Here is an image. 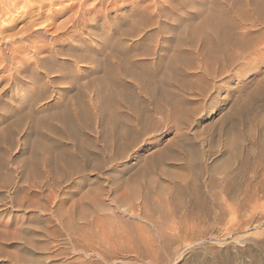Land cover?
<instances>
[{
  "label": "rangeland",
  "instance_id": "obj_1",
  "mask_svg": "<svg viewBox=\"0 0 264 264\" xmlns=\"http://www.w3.org/2000/svg\"><path fill=\"white\" fill-rule=\"evenodd\" d=\"M24 1L16 15L32 4ZM76 1L46 0L42 23L51 13L48 22L62 27L79 9L82 0ZM86 1V7L97 3ZM124 1L105 4L111 9L104 18L111 24L126 29L137 9L150 18L148 1L138 6ZM40 25L32 37L0 40V264H264V62L212 77L193 65L179 67V73L176 68L172 102L165 107L163 100L142 97L128 78L129 71L144 75L147 69L146 74L156 71L148 79L160 80L163 70L156 63L162 59L153 53L164 25L149 24L146 35L123 41L113 29L103 34L106 39L102 35L105 42L87 36L84 50L100 60L94 67L84 62L63 67L64 56L50 57L53 46L72 45L68 35L54 37L61 27ZM174 32L166 34L173 41L181 36ZM32 40L47 44L39 56L50 57L42 60L50 59V66L55 60L54 74L34 63ZM62 71L73 84L49 82ZM37 97L41 102L32 103ZM56 111L62 112L55 118Z\"/></svg>",
  "mask_w": 264,
  "mask_h": 264
},
{
  "label": "bare ground",
  "instance_id": "obj_2",
  "mask_svg": "<svg viewBox=\"0 0 264 264\" xmlns=\"http://www.w3.org/2000/svg\"><path fill=\"white\" fill-rule=\"evenodd\" d=\"M6 1H8V0H6ZM20 1H22V0H11L10 2L8 1V2L5 3V0H0V40L1 39L5 40V43L6 42L7 43L8 42L11 43L13 41L11 39H9L10 41H8L6 39L7 36H8L7 38H10V36L21 34L20 35L21 39L23 38V35H25L26 37H32L33 34L38 31V27L37 26L40 25V24H41L40 27L46 28V30H48V29L50 30L51 28L54 29L56 27L55 23L48 22L49 20H51V21L53 20L52 18H53L54 15L53 14H52L53 16L50 15L51 13L48 14V16H45V18H44L45 19L44 22L45 23L48 22V23L47 24H44V22L42 23V19L41 18L44 17L43 16V13H44L43 11L44 10H42V9L45 8L46 7V3H48V2H46V0H34V1L30 0L32 2V4H29V3L26 4L27 3L26 2L25 3L26 5L24 6V10L25 11L22 10L23 13L21 11L20 15H16L15 13H16V10H18L17 8L18 7L20 8V6H21V5L19 6V3H21ZM26 1H28V0H26ZM53 1L55 3H56V1L60 3V0L59 1L58 0H52V2H50V4L54 3ZM77 1H80V0H77ZM85 1L86 0H82V2L79 3V7H78L79 9L77 10V12L74 13V14H70L69 17L67 18V20L62 25V27L61 26H57L56 27L58 31H62L61 29H59V27H61L63 29V31L58 33L57 35L54 33L55 34L54 37L56 36L57 38H58L59 35H63V34L68 35V38H67L68 45H72V46L68 47V48H64V46H62L61 49H60V47L59 48L57 47L58 50L55 49V47L53 46L51 48L52 52H51V54L49 56L52 57V55H55V53L58 54L59 56L60 55L64 56V58H62L63 60L61 59V63H62L61 65H63V67L65 65L66 66L70 65V63H72V62L73 63L74 62H76V63L84 62L85 64H92L93 67H94L97 64L99 65L98 61H100V60L98 59V61H97V58L95 59L94 56H91V55H89V53H87L88 52L87 50L89 48L88 49L86 48L87 52L84 50V46L87 44L86 43L87 36H94L93 38L100 37L102 42H105L104 41L105 37H104L103 34H106V33H108V31L113 29L116 32V34L118 35V37H120V38H116V39H118V40L121 39L123 41V38L130 37V36H135V38H136L137 35L142 34L143 31H145L147 29L149 31L150 30L149 27H148L149 24H152V25H157V24L164 25L163 28L161 27L162 28V32L158 35L160 37H158V36L156 37V41H155V45H154V51L155 52L153 53L155 55L154 59L157 58V56H158V58L160 57L162 59V60H160L161 61L160 65L158 64L159 62L156 63V67L160 66V67H162V69L161 68L160 69L163 70L162 72L160 70L161 75L159 73L160 80L159 79L158 80H154L155 78L148 79L149 76L147 77V75L149 74L151 77H153L155 75L154 73L156 71H153L154 72V73L152 72L153 74L150 73V71H148L149 73L147 72L148 74H146V70L147 69L145 70L144 75H141V73L132 74L131 71H129V73H128V78L129 77L131 78L130 81L132 82V84H136L137 87H139L138 91H140V94H142V97H143V94H144L148 98L149 101H152V103L154 101H156V100H157V102H158V100H160V101L163 100L162 102L165 103L163 106L166 105L167 107H169L168 105L172 102V99H171V102L168 103L169 100H170V97L172 95L171 94L172 93V91H171L172 79L175 78L173 76L176 75L175 71H174L176 68H178V70L176 69L177 70L176 73H179V70H180L179 67L182 68V70H183V69H185L183 67H187V69H188V67L189 68L190 67L193 68V66H194L195 68L199 69L201 71L202 75H205V77H207V76L208 77L209 76L212 77V76H216L218 74L219 75L220 74H228L229 75V74H231L232 70H234V68L237 67V65H239L238 66L239 70L240 69L243 70V68H246V66H248L250 63L252 64L253 62H255L257 60H258V62L259 61L264 62V0H131V2L134 3V6H138V4H137L138 2H147L148 1V3L145 4V6H146L145 8L146 9H150L151 16H150V18H146L145 15L142 14L144 12L137 11L138 7L137 8L135 7L137 9V10L135 9L136 11L133 12L131 10L133 12L132 18H131L132 19L131 23L128 20L129 17L127 16L128 19L125 22L129 21L128 24L127 23L126 24L127 25L130 24V25L128 27L125 25L126 29H122L124 27L122 21H124L123 19L125 17L122 20L120 19L123 26H121V23L116 25V23L114 22L115 25L111 24L110 23L111 21L109 22V19H111V18H109V19L104 18V16L107 15L109 13L110 9H111L105 4H108L107 1H109L108 5L115 6L114 3H115L116 0H107V1H105V0H97V3L94 6L91 5L92 7L91 6L88 7L89 4L86 7L85 6ZM118 1H121V0H118ZM128 1H130V0H128ZM94 2H91L90 4H92V3L94 4ZM123 2H125V1L123 0ZM87 3H89V1ZM68 5L66 6V8H71V7H73L74 4L73 5H69V6ZM75 5H77V4H75ZM47 6H48V4H47ZM50 7H51V5H50ZM112 8H115V7H112ZM36 9L38 10L37 14L33 15L32 13ZM73 9H74V7H73ZM131 9H132V7H131ZM146 9L143 8L142 10L145 11ZM118 10L119 9H117V11ZM122 10H121V12H122ZM131 13H129L130 17H131ZM126 14H127V12H126ZM108 16H110V15H108ZM171 16H173V17H171ZM156 17L161 18L162 20L161 19H160L161 21L160 20H156V19H158ZM27 18L29 20L26 21L22 25V27L19 28L18 31H15V32H12V33H7L8 31L12 30L15 27L16 22L18 20H23L24 21ZM163 18H165L166 20L170 19V21H172V22L170 23L169 20L167 22ZM39 19H41V20H39ZM101 19H103V20H101ZM94 20H98V21L101 20V21H99V26L91 24L92 22H94ZM4 22L7 23V25ZM117 22L119 23V21H117ZM42 24L44 26H42ZM118 25H120L121 28L118 27ZM159 29H157V30H159ZM177 29H178L179 33L181 34V36L175 35L177 38L175 37V41H173L174 37L172 38L171 35H166V34L170 33L171 30L173 31V33H175L174 30H177ZM58 31L54 30V32H58ZM154 31L155 30H153L152 32H154ZM152 32L149 33V36L154 35V33H152ZM110 33H111V31H110ZM145 33H147V32H145ZM102 35H103L104 38L102 37ZM142 35H146V34L143 33ZM82 36L86 37V38H83ZM61 37H63V36H61ZM144 37L146 38V36H144ZM63 38H65V37H63ZM130 38H132V37H130ZM139 38H141V37H139ZM60 39H62V38H60ZM37 41L38 40H36V41L32 40L31 41V42H35V44L33 45L35 47V49H34V47H32L34 49V54L36 55L35 56L36 58L34 59L35 60L34 63H36L39 66L40 69L42 68L41 70L46 71V72H52V70H55V68L52 67L53 68L52 69L51 66H54V65H57V64L55 63V60H54L53 65L51 63V66H50V62H51L50 59H49L48 62L46 61L50 57L47 56L48 58H46L45 56L44 57L39 56V54L43 50L48 49V46H47V44H38L39 41L38 42ZM122 41H121V44H120V41H118L120 45L123 44ZM125 41H124V44H126ZM72 42H75L74 44H76V45L71 44ZM58 43L61 44L62 42H58ZM107 43H105V44H107ZM173 43H175V44L173 45ZM62 44H64V43H62ZM119 47H121V46H119ZM123 47H121L120 49H122ZM13 49H15V47H13ZM16 49H18V48H16ZM12 51L13 52L11 53V56L13 58L14 57V52H17V51L16 50H12ZM163 51L165 53L164 54V58H163L162 54H160ZM0 52H1V50H0ZM147 52L148 51L146 50V54H144V56L148 54ZM119 53H120V51H119ZM115 55L119 56L117 54H115ZM59 56L56 55L54 57H59ZM54 57H53V59H54ZM112 57H113V55H112ZM188 57L189 58L190 57H194L196 59V62L193 63V64L192 63L189 64V62L185 63V60H186V58L188 59ZM151 58H153V57H151ZM151 58H150V60H152ZM43 59H46L45 60L46 62H42ZM114 59L116 60V57ZM122 59L125 60L127 58H122ZM57 61L59 63V60H57ZM152 61H150V64L153 66ZM26 62H29V60L26 61ZM116 62H114V63L117 65ZM118 62H119V60H118ZM146 62H148V61H146ZM122 63H123V60H122L121 63L119 62L120 65H122ZM78 64H80V63H78ZM135 64H136V62H135ZM145 65H146V63H145ZM147 65H148V63H147ZM26 67L27 66H25V65L22 66V68H24V69ZM54 67H56V66H54ZM139 67H142V66H139ZM143 67H144V65H143ZM68 68H70V67H68ZM76 68H78V67H76ZM118 68H122V67H118ZM142 69L140 68V70H142ZM56 70H58V69H56ZM58 71H61V70L59 69ZM122 71L124 72V69H122ZM158 71H159V69H158ZM55 72L56 71H54V73ZM172 72H174L175 75L172 74ZM59 73L55 74V75H52L50 78L48 77V79H51L49 82L50 83H57V82L61 83V82L66 81V82H69V83L72 82V84H73V81H72L73 79L69 78V75H67L68 73H64V72L60 73V74ZM41 74H42V72H41ZM49 74H51V73H49ZM159 75L157 74V76H159ZM161 76H162L163 79L161 78ZM125 78L128 79L127 77H125ZM157 78L158 77H156V79ZM97 79H99V77ZM118 79H119V77H118ZM99 80H101V78ZM150 80H152V81L149 82ZM130 81H128V83ZM92 82L93 81H91V83ZM131 82H130V84H131ZM45 83H47V82H45ZM93 83L95 84V82H93ZM130 84H128V85H130ZM45 85H47V84H45ZM181 85H184V84H181ZM92 86H93V84L91 85V87ZM173 86H174V84H173ZM99 87H101V86H98V88ZM179 88H180V86H179ZM91 89L93 90V88H91ZM102 90L104 91V89H102ZM100 91H101V89H100ZM99 92H97V93H99ZM256 92L258 93V91H256ZM92 93H93V91H92ZM97 93L94 91V94H97ZM257 93H255V94H257ZM138 94H139V92H138ZM102 95H103V93H102ZM48 96H50V95L48 94ZM139 97L142 98L141 96H139ZM94 98H95V96H94ZM96 98H98V97H96ZM101 98H103V97H101ZM104 98L107 99L105 96H104ZM90 99H92V98H90ZM40 100L41 99H39L38 97L31 99V101H33L32 103H35V104H36V101H38V103L41 102ZM96 101L97 100H95L94 103H96ZM157 102H155V103H157ZM162 102H161V104H162ZM32 103H31V105L34 106V104H32ZM102 103H103V101H102ZM147 103H150V102H147ZM166 103H168V105ZM159 104L160 103H158V105ZM72 105L74 107V104H72ZM79 106H77V107H79ZM100 106H101V103H100ZM100 106H98V107H100ZM102 106H103V104H102ZM161 106H159V107H161ZM104 107L106 108V105H104L103 108ZM150 107H152V106H150ZM93 108H95V107H93ZM132 108L134 109V106ZM156 109L160 110V108H158V107H156ZM99 110H100V108L98 110H96V111L98 112V114H101L99 112ZM101 110H103V109H101ZM135 110L136 109H134L132 111H135ZM152 110L155 113L156 110H154V109H152ZM104 111H103L102 114H105L106 111L105 112ZM58 112H60V111H58ZM58 112L56 114L53 112L54 113V117L57 116V115H60V113L62 111L60 113H58ZM97 112L95 113L96 115H97ZM162 112H163V109H162ZM32 113H30V115ZM53 113L51 114L52 116H53ZM74 113H75V111H74ZM131 113L134 114V112H131ZM156 113H158V112H156ZM139 114H140V112H138V114H136V115L138 116ZM51 115H50V117H51ZM75 115H76V113H75ZM140 116H141V114L139 115V117ZM62 117H63V114H62ZM101 117H103V115L100 116V118ZM110 117L111 116H109V119L111 120ZM140 118L136 119V117H134L135 121L136 120L138 121ZM105 119H106V117H105ZM37 120H39L38 122H40L41 119H37ZM42 120L43 121H41V122L44 123V119H42ZM102 120H104V119L102 118ZM38 122H36V123H38ZM140 122H139V125H140ZM111 123H113L112 120H111ZM104 124H106V123H104ZM37 130H39V129H37ZM117 130H119V129H116V132H117ZM121 132H123V131H121ZM121 132L119 134H121Z\"/></svg>",
  "mask_w": 264,
  "mask_h": 264
}]
</instances>
